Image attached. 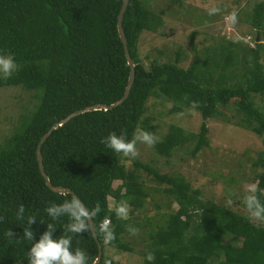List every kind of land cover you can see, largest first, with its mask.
I'll use <instances>...</instances> for the list:
<instances>
[{
	"label": "trees",
	"instance_id": "16d2710c",
	"mask_svg": "<svg viewBox=\"0 0 264 264\" xmlns=\"http://www.w3.org/2000/svg\"><path fill=\"white\" fill-rule=\"evenodd\" d=\"M171 1L181 4L183 0ZM145 2L129 0L122 20L135 65L128 96L118 105L83 111L60 123L74 111L109 105L123 95L129 66L116 26L122 0H0V54L13 55L18 64L11 78L0 79V88L20 87L33 98L0 144V264H28V251L48 223L56 226L54 238L71 235L65 231L67 216L53 221L46 212L52 204L73 197L48 187L38 166L36 146L51 126L41 144L43 170L52 185L71 189L89 210L100 206L93 221L102 246L98 264H117L109 248L134 251L123 239L134 222L117 217L115 209L125 201L142 207L152 195L141 172L167 197V210L156 202L155 213L142 223L143 264H150L146 259L150 252L155 255L152 264H264V225L251 221L247 211L202 198L201 190L182 175L161 173L153 164L160 156L169 161L172 152L188 141H194L189 152L195 156L208 146V119L227 120L223 108L229 106L239 114L236 124L257 134L264 147V104L260 107L252 99L264 94V0L254 3L246 17L255 35L251 45L223 35L204 56L196 52L185 68L156 60L146 66L138 57L141 32L155 31L161 24L160 16ZM152 97L172 101L169 113H182L184 108L196 112L199 130L186 132L168 124L152 147L159 157L150 162L135 158L127 169L120 162L123 157L101 141L122 131L131 139L137 126L156 132L154 116L144 114ZM161 114L159 110L156 116ZM253 166L264 167V148ZM256 178L254 194L264 203V170ZM247 195L241 201L245 208ZM109 196L114 198L112 209ZM171 202L177 204L175 210ZM28 216L36 217L34 224L28 225ZM105 219L114 227L111 243L100 231ZM24 228L34 231V241L23 238ZM10 229L20 243L6 236ZM230 236L238 238V244L229 243ZM71 247L85 252L87 264L93 263L98 251L91 230L72 235Z\"/></svg>",
	"mask_w": 264,
	"mask_h": 264
},
{
	"label": "rangeland",
	"instance_id": "374dc122",
	"mask_svg": "<svg viewBox=\"0 0 264 264\" xmlns=\"http://www.w3.org/2000/svg\"><path fill=\"white\" fill-rule=\"evenodd\" d=\"M257 1L259 0H183L178 4L171 0H146V7L160 16L161 24L155 31L141 32L137 44L138 57L146 66L156 60L160 63L177 62L185 68L193 61L196 52L204 56L206 49L216 46L223 35L242 39L249 46L255 35L246 17ZM213 9L216 11L212 12ZM261 61L264 64V53ZM252 99L258 106H263L264 94H256ZM31 101L33 102L31 93L20 87L0 88V144L10 135L24 107ZM147 105L148 109L144 114L154 116L156 132L153 134L156 137L160 138L171 123L181 126L186 132H198L200 117L196 112L184 108L182 113H169L167 110L170 109L172 101L158 97L149 98ZM159 110H162V114L156 116ZM223 112L227 120L221 116L208 119V146L195 156H191L189 152L194 141H188L172 152L169 161L165 157L155 156L152 147L138 143L139 155L136 158L150 162L151 159L159 157L153 164L155 163L154 166L161 173L182 175L192 187L201 190L202 198H211L218 204L245 214L247 210L241 203L242 197L243 194H251L247 190L256 187V173L264 170L263 166H253L257 154L264 147L257 134L236 124L239 114L234 107H225ZM138 131L139 126L136 128V132ZM132 160L124 163L127 169L132 168ZM139 176L145 178L146 191L152 195L143 200L142 207L129 205L128 218L134 222L131 228L137 229L138 233L123 234V239L134 247V251L108 249V254L117 264H143L140 253L143 248L142 223L155 213L156 202L163 206L162 211L167 210V197L161 190H155L156 182L142 172ZM108 200L112 209L114 198L109 196ZM171 207L175 210L177 204L171 202ZM238 242V238L230 236L229 243L236 245Z\"/></svg>",
	"mask_w": 264,
	"mask_h": 264
},
{
	"label": "clouds",
	"instance_id": "9594fccd",
	"mask_svg": "<svg viewBox=\"0 0 264 264\" xmlns=\"http://www.w3.org/2000/svg\"><path fill=\"white\" fill-rule=\"evenodd\" d=\"M215 11L216 9L212 10V12ZM17 68L18 65L13 55L0 54V79L7 80L11 78ZM101 142L109 149L125 158L121 160V163L123 164L130 159H135L139 155L137 149L138 143L145 144L148 147H154L158 142V137L151 132L140 130L138 132L135 131V134L131 139H127L126 132L122 131L120 135H117L114 132L110 133L108 137ZM257 190V187L248 188L247 191L252 194L244 197V204L249 214L248 218L251 221L264 223V203H261L259 197L254 194ZM129 208L130 206L126 201L122 202L115 209L117 217L127 220L129 217ZM24 210V206L20 205L19 213H23ZM100 211L101 209L99 205H96L95 208L89 210V208L86 207L77 196H73L70 200H65L63 203L52 204L49 206L46 209V212L53 221H57L61 217H68L69 223L66 225L65 231L71 235L54 238L53 233L56 231V226L53 223H48L47 230L40 236L37 242L32 244L28 251V264H87V256L85 252L79 248L75 250L72 249V235L88 233L90 230V224L94 221ZM17 219H21V217L17 216ZM35 221V216H28V225L34 224ZM107 221L108 219L104 220V224L101 226L100 231L103 233L105 241L111 243L115 240L114 227ZM41 222L43 223V221ZM129 231L132 235L138 233V230L134 228H129ZM6 236L11 240H15L16 243L21 242L20 237H17L11 229L6 233ZM23 238L28 241H34V231L31 228H24ZM146 259L152 264V262L155 261V255L150 252Z\"/></svg>",
	"mask_w": 264,
	"mask_h": 264
},
{
	"label": "water",
	"instance_id": "95a60500",
	"mask_svg": "<svg viewBox=\"0 0 264 264\" xmlns=\"http://www.w3.org/2000/svg\"><path fill=\"white\" fill-rule=\"evenodd\" d=\"M129 0H122L121 3V7L118 11L117 14V19H116V26H117V32H118V36L120 37V40L123 44V49H124V55L126 57V61L127 64L129 66V73H128V78H127V83L123 92V95L114 103H111L109 105H104V104H95V105H91L89 107H86L82 110H78V111H74L71 114H69L67 117H65L63 120L60 121V123L64 122L65 120H67L68 118H70L71 116H74L78 113H81L83 111H87L90 109H100V108H110L112 106L118 105L120 104L129 94L130 88L132 86L133 80H134V75H135V70H134V62L130 56L128 47H127V40H126V36L123 30V25H122V20H123V15L125 12V9L127 7ZM54 128V126H51L50 129L40 138L37 146H36V157H37V162H38V166L39 169L41 171V174L43 175L45 182L47 184L48 187H50L53 191L59 192V193H71L73 196H76V194L69 188L66 187H61V186H55L52 185L49 182L48 176L45 173V171L43 170V166H42V154H41V144L44 142V140L47 138V136L50 134L51 130ZM90 230L91 233L95 239V241L97 242V247H98V251H97V255L93 261L92 264H98V262L100 261L101 255H102V246L97 238L96 232L94 230V226H93V222L90 224Z\"/></svg>",
	"mask_w": 264,
	"mask_h": 264
}]
</instances>
